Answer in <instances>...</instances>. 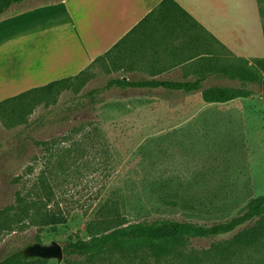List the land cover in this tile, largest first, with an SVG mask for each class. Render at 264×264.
<instances>
[{
  "label": "rangeland",
  "instance_id": "374dc122",
  "mask_svg": "<svg viewBox=\"0 0 264 264\" xmlns=\"http://www.w3.org/2000/svg\"><path fill=\"white\" fill-rule=\"evenodd\" d=\"M257 1L227 0L225 19L236 24L239 36L251 38L264 57V0ZM59 45L5 42L0 47V103L49 85V53ZM250 61L248 66L256 68ZM243 65L228 60L226 66ZM121 77L105 68L89 70L40 96L28 107L32 112L17 119L21 123L14 122V114L11 120L0 118V263L25 252L48 264H153L142 251H111L90 262L64 250L71 240H89L119 225L101 222L104 213L114 215V210L102 213L106 205L116 208L122 222L170 219L214 225L242 215L252 200L264 196V85L212 79L211 86L244 90L248 97L208 104L203 91L110 87ZM45 176L68 224L43 231L30 221L14 227L17 194L34 197ZM238 232L190 240L184 250L197 257L194 264H220L209 253L214 248L240 253ZM57 247L63 249L62 259L46 255ZM232 264H264V246L243 251Z\"/></svg>",
  "mask_w": 264,
  "mask_h": 264
},
{
  "label": "crops",
  "instance_id": "0c3cea01",
  "mask_svg": "<svg viewBox=\"0 0 264 264\" xmlns=\"http://www.w3.org/2000/svg\"><path fill=\"white\" fill-rule=\"evenodd\" d=\"M226 5L227 0H26L0 17V47L9 41L60 43L49 53L50 84L105 68L122 76L115 80L201 81L202 92L219 87L211 82L221 78L228 60H264L255 42L228 24Z\"/></svg>",
  "mask_w": 264,
  "mask_h": 264
},
{
  "label": "trees",
  "instance_id": "16d2710c",
  "mask_svg": "<svg viewBox=\"0 0 264 264\" xmlns=\"http://www.w3.org/2000/svg\"><path fill=\"white\" fill-rule=\"evenodd\" d=\"M26 0H0V17L4 16L13 6L21 5ZM244 62L243 66H221L219 74L225 78L239 80L243 84L259 83L264 85V60H254L256 68L248 66L250 61ZM89 71V70H88ZM88 71L75 78H69L49 84L43 88L25 92L17 97L0 103V118L10 119L14 114V122L23 119L29 106L36 103L40 96H48L56 92L60 87L71 80L84 77ZM110 87H117L124 91L135 90H160L193 94L201 91V81L195 83L181 82H131L126 80H114ZM244 90L234 88H210L202 92L203 100L208 104H226L231 101L247 98ZM17 123H21L18 121ZM10 127L9 124H7ZM40 145H45L41 143ZM35 196H24L17 194L14 205V227L21 225L24 221H30V225L37 226L41 231L47 227L56 229L58 226L67 225L68 217L57 202L53 187L49 179L39 178ZM106 210H114L113 218H108L105 213L101 222H119L109 233L92 235L89 240H71L65 247L64 252L70 257H79L94 262L101 256L111 251L131 252L142 251L153 264H194L198 260L196 256H188L184 250L186 242L190 240H213L238 232L235 238L240 253L245 250L264 246V196L252 200L246 211L225 223L214 225H201L198 223L160 219L155 221H140L135 223L122 222V218L115 207L104 206L102 213ZM107 220V221H104ZM252 227L241 231L246 225L254 224ZM92 225V224H89ZM216 254L215 258L221 259L220 264H232L233 259L240 253L222 251L214 248L209 254ZM210 255V256H211ZM0 264H48L46 259H34L27 256L25 252H19L8 257Z\"/></svg>",
  "mask_w": 264,
  "mask_h": 264
},
{
  "label": "water",
  "instance_id": "95a60500",
  "mask_svg": "<svg viewBox=\"0 0 264 264\" xmlns=\"http://www.w3.org/2000/svg\"><path fill=\"white\" fill-rule=\"evenodd\" d=\"M46 255L50 256V257H58V258L62 259L64 253H63V249L61 247H57L55 249L49 250Z\"/></svg>",
  "mask_w": 264,
  "mask_h": 264
}]
</instances>
